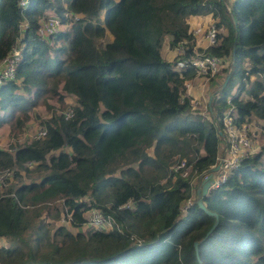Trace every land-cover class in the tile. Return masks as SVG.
Returning <instances> with one entry per match:
<instances>
[{
  "label": "trees",
  "instance_id": "trees-1",
  "mask_svg": "<svg viewBox=\"0 0 264 264\" xmlns=\"http://www.w3.org/2000/svg\"><path fill=\"white\" fill-rule=\"evenodd\" d=\"M17 2L0 0V58L21 47L14 76L0 83V126L16 137L38 104L52 113L41 121L43 136L0 148V169L11 168L0 186V264H264V143L202 196L217 213L206 236L214 216L196 205L190 183L215 162L228 105L235 124L264 119V0ZM45 10L79 18L39 37ZM190 14H210L224 30L204 49L228 60L223 80L230 69L212 90V118L185 92L196 70H176L178 56L160 55L165 36L169 47L185 40L184 55L191 52ZM21 20L27 26L19 33ZM70 102L64 118L59 109ZM180 159L191 164L186 176L173 167ZM63 207L68 222L59 220ZM91 207L112 225H88Z\"/></svg>",
  "mask_w": 264,
  "mask_h": 264
},
{
  "label": "built area",
  "instance_id": "built-area-1",
  "mask_svg": "<svg viewBox=\"0 0 264 264\" xmlns=\"http://www.w3.org/2000/svg\"><path fill=\"white\" fill-rule=\"evenodd\" d=\"M17 4L20 7H25L26 0H18ZM78 18L79 14L71 12L70 10H65L62 16L56 15L49 11H44L38 16V24L35 32L39 37H46L49 34L68 29L70 24ZM18 26L19 33H21L24 27L27 26V21L21 20ZM220 29L221 27L215 26L214 20H211L203 27L197 25L195 27L189 28L188 26V31L191 33L193 38V43L190 50L191 52L188 55H184L185 50L188 48L187 45H185V40L175 45L173 48L175 49V55L178 57L175 59L174 68L176 70H180L185 67H192L196 70V75L204 77H207V75L212 76L218 73L222 67L227 65V59L221 55L207 52L204 49L217 44V34L219 33ZM197 35H201L202 39L204 40V45L201 46L197 43L195 40V36ZM18 39L19 38L17 37L16 41ZM20 52L21 47L18 44H13L0 58V83L5 79H9L14 76L15 64L20 57ZM186 80L184 81L185 92L187 89L186 86L188 85ZM71 101H74V97L71 99ZM190 104L192 107H195V103L193 104L191 100ZM59 112L64 118L70 117L73 113V103H68L63 109H59ZM232 113H234L233 107L228 105L221 116L222 128L220 130L222 134L220 135V146L216 154L215 162L210 167H212L217 160H219V164L215 170L210 172L208 191L223 183L232 169H234L239 164L240 159L245 154L253 152L254 150L251 136L255 134L256 127L252 125L253 120L250 119L243 121L240 124H235L232 122ZM208 114L211 118L213 117L211 111L208 112ZM44 119H46V117L38 119L29 118L22 126L20 135L16 137L9 136V139H7L5 143H0V148L13 151L15 146L10 145V143L15 141L23 142L25 139H34L43 136L46 132V128L41 121ZM33 164L34 163L32 161H26V165L28 166H32ZM173 167L174 169H179L181 176L188 175L191 170V164L186 163L184 159L177 161ZM209 168L201 170L191 178L190 183L193 189L197 178H204L207 175ZM10 173L11 168L5 167L0 169V186H4L6 184L5 179L10 175ZM1 194L2 187H0V195ZM192 200L193 199L191 195L187 197L182 202L180 211L183 212L186 207L192 203ZM128 205L129 202H125L121 206ZM59 220L62 222H68L71 220L70 212L67 211L66 207L62 208ZM85 222L95 229H104L112 225L113 219L109 215H103L98 208L91 207L86 211Z\"/></svg>",
  "mask_w": 264,
  "mask_h": 264
},
{
  "label": "crops",
  "instance_id": "crops-1",
  "mask_svg": "<svg viewBox=\"0 0 264 264\" xmlns=\"http://www.w3.org/2000/svg\"><path fill=\"white\" fill-rule=\"evenodd\" d=\"M211 20H213V19L211 18L210 14H190L187 17L186 22H187L189 28H192V27H195L197 25L203 27L204 25L208 24ZM219 31H223V29L221 28ZM168 40H169V36H165V38L163 39V42L161 44V47H160V55L166 60L171 59L175 55V49L173 47L172 48L169 47ZM195 40L201 46L204 45V40L202 39L201 35L195 36ZM65 57H67V53L62 54V58L64 59ZM53 80L54 79L50 75H47L46 82L48 83V85L52 86L51 82ZM60 81L61 80L59 79L58 81L55 82L54 85L59 84ZM186 81L188 83V85L186 86V88H187L186 92L191 97L192 103L193 104L195 103V107H199V108L202 107L200 109V111L206 114V111H203L202 109L204 107L208 109V107H207L208 102L204 101L205 106L204 107L201 106V104H203V100H204L203 95L207 94L208 87L211 88L212 86H218L219 83L221 81H223L222 74L214 76V78L211 79L210 81H207L206 77L200 76V75H196L195 77L189 78ZM211 92H212V90H211ZM210 94L211 93H209V95ZM244 97H245V95H244ZM72 98H73V96H69L67 99L66 98L65 99L69 100ZM208 99H209V97H208ZM209 101H210V99H209ZM208 112H209V110H208ZM32 117L33 116H31L29 118H32ZM250 119L253 121L256 120V121H261V122H262V120H264V119H259V118H255V117H251ZM262 127H263V125H262ZM7 139H9V135L7 132V126L5 124H3L0 126V143H5V141H7ZM254 148H255V144H253V149ZM195 186H196V183H194V190H195Z\"/></svg>",
  "mask_w": 264,
  "mask_h": 264
},
{
  "label": "rangeland",
  "instance_id": "rangeland-1",
  "mask_svg": "<svg viewBox=\"0 0 264 264\" xmlns=\"http://www.w3.org/2000/svg\"><path fill=\"white\" fill-rule=\"evenodd\" d=\"M51 12V11H50ZM224 31V30H223ZM105 39V38H104ZM222 68H224V67H222ZM223 74V70H221L220 69V71L218 72V73H216V74H214V75H212V76H208L207 75V81H210L211 79H213L214 78V76H216V75H220V74ZM217 86H212L211 88H209L208 87V89H207V94H204L203 95V104H201V106H205V102L207 101L208 102V97H209V93H212L213 94V92H211V90H213L214 88H216ZM237 87H238V81H234V83H233V85L231 86V88L229 89V93H228V96H231V94H234V93H236V91H237ZM18 91H20V90H18ZM205 101V102H204ZM193 108H197V109H201L202 107H193ZM51 109H48V108H46L45 106L43 107V105L40 103V104H38L37 106H36V116H34V117H32L33 119H38V118H44V117H46V118H48V117H50L51 116V111H50ZM203 111H206V108L204 107L203 109H202ZM252 125L253 126H255L256 127V130H255V134H253L252 136H251V138H252V140H253V144H255V148H254V150H253V152H255L256 150H258L259 149V147L262 145V143H264V120H262V122L261 121H256V120H254L253 122H252ZM262 125H263V127H262ZM21 131H22V128H21ZM21 131L18 133V135H20V133H21ZM8 132V131H7ZM17 135V136H18ZM27 180H29L28 178H26ZM57 202H59V201H57ZM54 203H56V201H53V202H51V205H53ZM73 230H75V227L74 228H72ZM2 242V238L0 237V243Z\"/></svg>",
  "mask_w": 264,
  "mask_h": 264
},
{
  "label": "water",
  "instance_id": "water-1",
  "mask_svg": "<svg viewBox=\"0 0 264 264\" xmlns=\"http://www.w3.org/2000/svg\"><path fill=\"white\" fill-rule=\"evenodd\" d=\"M228 12H229V14L231 13L230 10H228ZM232 21H233V23H235V20L233 18H232ZM235 37H236V31H234V35H233V43H232V47H231L232 53L234 51ZM229 70H228V72H229ZM228 72L226 74L225 79L223 80V83L225 82L226 78L228 77ZM211 95H212V93L209 95V99H210ZM209 99H208L207 107L210 110ZM218 133L221 135L222 134L221 130H218ZM218 164H219V160H217L216 163L208 169V171H207L208 173L204 178L199 179V177H198L197 181H196V186H195V203H196V205L198 207H200L205 213L214 216V220H213L212 224L208 227V229L205 231L203 236H206L209 233V231L213 228V226L215 225V223L217 221V213L214 211H211L205 207V205L202 201V196L205 195L208 191V185L210 183V180H209L210 172L212 170H215L218 167ZM197 242H198V240H193V248H194V252H195L196 257H198V255H197Z\"/></svg>",
  "mask_w": 264,
  "mask_h": 264
},
{
  "label": "clouds",
  "instance_id": "clouds-1",
  "mask_svg": "<svg viewBox=\"0 0 264 264\" xmlns=\"http://www.w3.org/2000/svg\"><path fill=\"white\" fill-rule=\"evenodd\" d=\"M229 70V69H228ZM209 110V109H208ZM209 112H210V110H209Z\"/></svg>",
  "mask_w": 264,
  "mask_h": 264
}]
</instances>
